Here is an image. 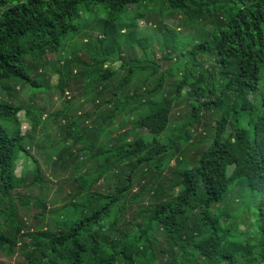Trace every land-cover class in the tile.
Returning <instances> with one entry per match:
<instances>
[{
  "label": "trees",
  "instance_id": "obj_1",
  "mask_svg": "<svg viewBox=\"0 0 264 264\" xmlns=\"http://www.w3.org/2000/svg\"><path fill=\"white\" fill-rule=\"evenodd\" d=\"M158 2L172 14H183L188 22L205 28L214 25L199 42H190L186 51H180L179 57L188 60L180 62L183 76L170 96L164 95L167 72L152 81L158 67L131 65L120 58L121 41L126 40L134 49L137 45L143 48L148 39L121 35L124 22L119 24L120 16L128 14L127 26L136 28L137 19L155 12L144 7ZM0 9V89L1 93L8 91V96L12 90L8 83L40 85L27 70V57L41 60L55 53L61 62L66 38L79 32L75 22L88 12L108 13L106 19L95 20L98 31L104 34L100 40L107 41H100L105 58L98 60L93 55L92 71L75 75L84 78V96L94 102V111L80 117L72 109L80 99H70L63 111L47 117L42 108L34 111L30 106L25 111L33 129L40 123L44 127L47 120L57 125L61 116L68 120L63 135L60 132L57 136L55 131L47 136L48 147L59 148L49 162L57 155L55 164L66 171L72 168L63 183L68 199L58 209L54 231L49 227L25 231L21 209L39 208L35 215L38 226L43 225L49 209L37 197L32 199L21 191L25 178L16 173L18 163L22 156L33 160L31 185L42 183V168L26 145L28 138L19 118L24 109L0 97V248L16 253L19 246L23 261L18 264L264 261V0H0ZM168 31L169 36L157 35V42L162 49L175 50L180 34ZM151 45L150 40L143 48L147 54ZM133 52L141 64L143 59ZM166 57L170 59V55ZM117 61H122L119 69L104 67ZM124 68L125 75L113 82ZM143 72L147 73L144 89L123 95ZM67 85L56 88L66 95ZM40 96L30 94L32 105ZM184 96L191 101L190 114L172 128V109ZM213 109L221 117L216 118L211 144L194 146L197 152L192 165L168 179L172 185L165 188L166 180L160 181L163 169L191 142L188 126L199 122L203 111ZM81 118H93L96 124L77 129L74 126ZM4 120L9 126L2 125ZM130 125L133 127L122 131ZM229 127L233 131L226 138ZM140 129L148 136L139 133ZM70 140L71 145H67ZM85 164L91 165H86V172ZM153 170L152 182L141 188V194L128 199L139 171L147 175ZM102 183L106 192L94 189ZM156 187L154 205L133 207L134 200L148 191L155 192ZM236 188L239 205L222 207ZM245 199H249L247 204ZM241 224L250 229L241 230ZM253 228L256 242L250 238Z\"/></svg>",
  "mask_w": 264,
  "mask_h": 264
},
{
  "label": "rangeland",
  "instance_id": "obj_2",
  "mask_svg": "<svg viewBox=\"0 0 264 264\" xmlns=\"http://www.w3.org/2000/svg\"><path fill=\"white\" fill-rule=\"evenodd\" d=\"M145 10L153 9L155 12H151L145 14V16L141 19L136 20L137 27L130 28L127 26V22H129V15L123 14L120 16L119 21H121L124 25L123 32L121 35H124L126 38H138L142 39L144 37H148L143 41V48L145 49L149 41L151 40V47L148 51V54L140 45H137L136 48H132L127 45L126 40L121 41L120 43V58L122 61L131 64V65H144V66H155L159 68V72L157 75L152 77V81L155 77H159L161 72H167V80L165 84L164 95L170 96L175 91V84L179 81L180 77L183 76V70H180L179 64L181 61L184 63L188 60L186 56H180V51H186L188 48V44L190 42L197 43L201 40V38L206 35L208 32H211L213 29V24L209 25L207 28L202 24H195L188 22L183 14L177 13L172 14L167 9L166 6H163L160 2H158L155 6L144 7ZM1 12V9H0ZM131 15H134V8L129 10ZM157 12V13H156ZM108 13H102L100 15H96L94 13H86L83 17L76 21L75 24L79 28V32L75 34H70L64 44L65 49L63 52V58L60 62L59 56L55 53H48L41 60L38 58L27 57V70L32 75V77L36 78L40 85L38 87H34L33 85H24L22 83H8L6 86L12 88L10 95L8 96V91L1 93L0 89V97L4 101L11 102L14 105H19L22 107V112L19 114V118L21 121L22 131L24 135L28 138L26 140L27 148L29 149L31 155L36 158L41 165L42 168V183L40 185L35 184L31 185V182L34 178V167L32 159H25L22 156L21 160L18 163L17 175L23 176L25 178L24 187L21 191L33 198H38V201L41 204H46V208L49 209L46 212L45 220L43 225L38 226L36 214L40 211L39 208L33 206L31 210L23 211L20 210V215L24 218V224L26 225L25 231L33 232L37 230V228H46L49 227L52 231L55 230V222L58 214V209L61 205L65 203V200L68 199V193L66 188L64 187V181L70 177L71 170H62L59 165L55 164L54 160L49 162V157L57 154L59 152V148L48 147L50 145V141L48 140L50 137H47L49 134H54L56 131L57 136L61 132L62 135L64 133V128L68 124V120L65 119V116H61L57 118V125H53L51 121H45L43 126L40 123V126H35L36 129H33L32 124L27 118L25 111L30 106L34 107V111L38 109H45L44 117L49 115H54V113L61 112L65 109V105L67 101H73L74 99H80L77 103H73L72 109L78 112V115L82 117V115L92 113L94 111L95 104L94 102L87 101L84 93H85V80L81 76L75 77L82 72H91L90 66L92 65V56L98 60L105 58L103 55V51H100V38H104V34L101 31H98L96 27L95 20L100 17V20H104L107 18ZM165 15V16H163ZM126 22V23H125ZM169 29L175 30L180 35L177 37L176 45L177 49H165L161 48L157 42V35L161 34L163 36L170 35ZM102 42V41H101ZM107 41H103L105 43ZM133 50L138 56L143 59L141 64L136 60V54L134 55ZM94 53V54H93ZM166 54L170 55V59H167ZM72 61V64H68L67 61ZM204 60L208 61V58ZM122 61H117L115 64H110L107 62L104 67H114L115 69H119L122 64ZM81 62V63H79ZM211 64L214 62L211 61ZM89 66V67H88ZM208 69L213 72V69L210 65H207ZM30 68V69H29ZM201 69V68H200ZM127 72V68H124L117 78L113 82H117L120 77H123ZM147 73L143 72L140 74L135 81L124 91L123 95L132 94L135 92H140L144 89L143 81L145 79ZM151 81V82H152ZM68 84L66 88V95L62 94L59 91L57 86L61 84ZM153 83L149 84L152 86ZM53 88V91H49V89ZM39 93L41 96L40 99H37L35 104L32 105V101H30V94ZM43 93V94H42ZM45 93H47L45 95ZM190 106H189V105ZM191 110V101L187 99L185 96L178 100L177 104L174 105L171 114L172 128L177 127L185 121V116L190 114ZM221 113H219L216 109L212 111L202 112V118L199 122H195L192 126H188V130L191 134V142L184 148H181L178 152L174 154L171 158L170 164L163 169V175L160 178L166 180L165 188L171 187V180L178 176V172L183 170L184 168L190 167L192 165V160L197 152V148L200 146H208L212 142V135L214 133V125L216 122V118H220ZM94 118V117H93ZM93 118H81L78 125L74 126L77 129H81L83 126H94L96 123ZM2 125L4 127L9 126V122L3 121ZM130 125L125 127L126 131L132 128ZM232 128L229 127L226 138H230L232 134ZM46 132L48 133L46 136ZM139 133L143 136H148L145 129H140ZM205 143V144H204ZM67 145H71V140L68 141ZM195 146V147H194ZM48 147V148H47ZM43 148H47V151H43ZM195 149V150H194ZM85 159V158H84ZM86 165L83 168H86ZM91 167V165H87V168ZM153 164L150 165L147 169L152 168ZM87 168L85 172L87 171ZM146 170V169H144ZM155 176V170L150 174H143L142 171L134 178V190L130 193L128 199H133L135 195L142 193V187L150 184ZM98 187L101 188L103 192H106V189L102 184H98L94 187V189ZM105 189V190H104ZM159 188L156 187L155 192L148 191L147 193L142 194L140 199L134 200V208L135 209H148L152 205L155 204V196ZM237 188L234 189L230 193V197H226V202L221 205L225 208H230L231 204L236 203L235 206L239 205V200L235 192ZM242 195V194H239ZM230 200V205L229 204ZM249 199H245L244 203L247 204ZM250 205H253L252 203ZM238 216V215H237ZM238 218V217H237ZM234 220V219H232ZM224 221H228L224 217ZM236 222V219L234 220ZM225 223V222H224ZM53 228V229H52ZM240 229L243 231L249 230L248 225L241 224ZM255 229L253 228V233L250 236L252 242H256L257 237L254 234ZM21 239V238H20ZM20 247H22L20 245ZM21 249L19 246L15 250L16 253L10 252L7 247L0 248V264H18L20 261H23V256L20 254ZM260 264H264V261Z\"/></svg>",
  "mask_w": 264,
  "mask_h": 264
}]
</instances>
